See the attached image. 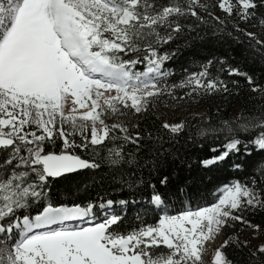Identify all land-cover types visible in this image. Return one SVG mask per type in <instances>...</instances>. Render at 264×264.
<instances>
[{"label":"snow or ice","instance_id":"6c2138e0","mask_svg":"<svg viewBox=\"0 0 264 264\" xmlns=\"http://www.w3.org/2000/svg\"><path fill=\"white\" fill-rule=\"evenodd\" d=\"M260 8L264 0H0V264H205L207 243L229 221L248 224L241 213L264 210V164L222 186L209 206L165 212L155 226L127 232L111 199L82 204L51 196L52 181L100 168L95 157L101 151L113 167L144 166L124 151V144L138 148L144 137L108 118L142 113L166 95L177 99V88L188 89V96L230 94L229 83L213 75V61L168 84L172 73L164 65L175 52L161 49L212 22L221 29L231 25L237 39L264 51V39L240 27H264ZM219 63V72L242 76L252 91H261L251 75ZM257 111L197 129L200 140L221 141L203 167L251 156L253 148L264 151V105ZM163 128L176 136L185 125ZM159 183L166 186L168 177ZM151 200L165 204L156 192ZM96 210L104 216L99 222ZM228 244L216 249L213 264H232L223 251ZM258 254L264 244L252 253L255 264H264Z\"/></svg>","mask_w":264,"mask_h":264},{"label":"trees","instance_id":"16d2710c","mask_svg":"<svg viewBox=\"0 0 264 264\" xmlns=\"http://www.w3.org/2000/svg\"><path fill=\"white\" fill-rule=\"evenodd\" d=\"M258 11L264 13V8ZM215 15L223 17L224 14L215 9ZM187 22L194 23L191 20ZM240 27L247 30L251 28L245 24H241ZM229 32L232 34L229 35ZM238 35L231 25L221 29L209 22L161 49L169 53L175 52L172 59L164 65V68L172 73L167 79L168 84H178L187 75L199 72L208 61H213L211 69L213 75H219L229 83L230 94L188 96L186 95L188 89L177 88L174 90L177 99L167 95L161 97L128 126L132 134L139 133L144 139L138 148L130 143L124 144V151L131 153L140 165H144L143 167L138 168L135 165L113 167L105 159L107 153L101 151L95 157L101 165L100 168L84 170L52 181L53 200L83 204L111 199L116 202L112 211L122 213L124 217L121 231L127 232L143 225L155 226L165 212L176 215L209 206L216 202V193L222 186L256 174V167L264 164V151L253 148L251 156L243 154L233 156L220 165L205 168L201 161L216 155L217 153L211 152L210 148L217 146L221 141L200 140L196 136L197 129L209 125L218 128L223 121H233L242 114L260 115L257 108L264 105V51L258 52L250 48L243 36L237 39ZM220 61L251 75L256 84L261 86V91H252L242 76H229L226 71L219 72L218 69L223 67ZM138 68L142 69V66ZM233 80L238 81V84L233 85L231 83ZM196 104L205 107L207 115L202 118L186 117L185 130L176 136L170 135L163 128L162 119L151 108L164 106L175 109ZM149 133L151 138L148 136ZM242 138L247 140L250 137L242 134ZM120 144V141L116 142V146ZM200 144H203V147ZM80 154L87 156V153ZM233 163H241L243 170L234 171ZM165 176L168 177L166 186L159 183ZM150 184L155 185V188L150 187ZM154 192L164 198L163 206L157 207L152 202ZM120 201L127 203L120 204ZM241 215L248 224L228 222L230 226L224 228L223 237L229 244L223 251L232 264H250V261L255 264L252 253L264 242L257 240L256 235L251 237L246 233L254 228L253 230L264 236V210L249 209ZM103 218L100 211L96 210V221L99 222ZM258 257L264 262V254H258Z\"/></svg>","mask_w":264,"mask_h":264},{"label":"rangeland","instance_id":"374dc122","mask_svg":"<svg viewBox=\"0 0 264 264\" xmlns=\"http://www.w3.org/2000/svg\"><path fill=\"white\" fill-rule=\"evenodd\" d=\"M248 31L256 32L261 39H264V27H251L248 29ZM112 95H115V93H111ZM108 95V94H106ZM152 111L160 118L162 119L163 123L168 124H185L186 117L190 118H202L207 115V110L202 105H190V106H181L175 109H171L168 107H151ZM133 110H127L126 115L124 116H112L106 120V123L112 124V123H120L123 122L127 127L135 122L140 116V113H133ZM92 222V221H89ZM225 228V227H224ZM221 233L217 236V238L214 241L208 242L206 245L207 251L204 254V261L205 264H213L215 251L217 248L220 247L221 244L225 241L223 237V230ZM252 231L246 234H249V236L254 237L256 235L257 240H262L264 242V236L260 234L259 232L253 230L254 228H251ZM264 244V243H263Z\"/></svg>","mask_w":264,"mask_h":264},{"label":"bare ground","instance_id":"6f19581e","mask_svg":"<svg viewBox=\"0 0 264 264\" xmlns=\"http://www.w3.org/2000/svg\"><path fill=\"white\" fill-rule=\"evenodd\" d=\"M70 106V105H69Z\"/></svg>","mask_w":264,"mask_h":264}]
</instances>
